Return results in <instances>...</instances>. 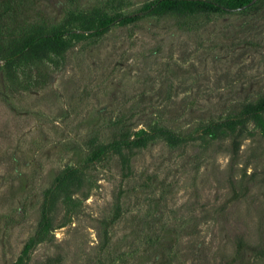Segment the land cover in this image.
<instances>
[{"label": "rangeland", "instance_id": "374dc122", "mask_svg": "<svg viewBox=\"0 0 264 264\" xmlns=\"http://www.w3.org/2000/svg\"><path fill=\"white\" fill-rule=\"evenodd\" d=\"M14 1V25L73 35L40 87L11 90L0 61V264H264V112L239 120L264 97V0L211 18L151 14L101 37L75 17L154 0ZM153 128L189 138L126 150L129 177L114 153L88 162L117 132ZM81 166V189L42 228L47 190Z\"/></svg>", "mask_w": 264, "mask_h": 264}, {"label": "trees", "instance_id": "16d2710c", "mask_svg": "<svg viewBox=\"0 0 264 264\" xmlns=\"http://www.w3.org/2000/svg\"><path fill=\"white\" fill-rule=\"evenodd\" d=\"M254 0H154L135 14L104 15L101 12L82 13L75 18L82 24L85 32L104 36L115 24H128L151 14L166 15L179 13L183 15L202 14L211 18L214 14L234 12L249 7ZM16 1L0 0V61L9 88L14 91L40 87L48 82V66H62L70 47L68 37L73 30L66 24L45 30L44 26L18 27L13 24ZM74 18V19H75ZM73 20V17H72ZM70 21V20H69ZM68 21V22H69ZM264 112V97L258 102L245 106L239 120L247 121ZM235 119L220 122V126L235 123ZM165 136L172 143L188 140V135L177 134L168 128H153L134 138L127 131L117 132L109 143H99L92 149L89 163L100 160L107 153L118 155L122 163V174L129 177L132 173L131 156L126 150L146 147L156 136ZM86 166L67 168L55 179L47 190L42 208V228L50 223V215L57 210V204L64 196L81 189L84 182ZM121 193L116 201L114 219L121 215ZM45 224V225H44Z\"/></svg>", "mask_w": 264, "mask_h": 264}]
</instances>
